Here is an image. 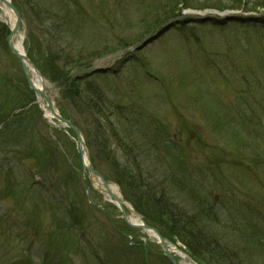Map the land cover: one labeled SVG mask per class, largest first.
<instances>
[{
	"label": "rangeland",
	"instance_id": "rangeland-1",
	"mask_svg": "<svg viewBox=\"0 0 264 264\" xmlns=\"http://www.w3.org/2000/svg\"><path fill=\"white\" fill-rule=\"evenodd\" d=\"M13 1L18 7L23 21L22 27L16 31V38L17 40L22 39L23 49L33 59L30 62L33 65L35 63L45 81L49 84L51 91L56 90L54 93L56 96L53 100L56 106H58V109L65 111L73 123L84 129L90 144L89 154L93 159V165L97 167L98 173L105 180L116 182L125 188L124 191L120 189V192L123 195L125 193L130 198L132 197L138 208L145 210L149 216L154 211L152 207L144 203V191L138 182L140 177L135 180L136 160L138 167H141L145 174L144 178L151 176L153 184L156 185L162 183L166 172H171L169 169L173 168L172 160L178 158L182 160L184 158L185 167L178 165L177 169L184 177H187L191 182L190 185L194 184L200 195L210 197L211 195H217L221 191L219 189L221 184L225 188L222 192H231L237 201L249 202L251 198L255 197L256 188L253 186V188H250V186L243 189L240 173L238 175L239 170L228 164L230 159L233 160L232 163L240 161L242 164L247 163L248 165L254 160H258L247 177L251 180V185L254 180L257 183L261 180L264 181V163H262L264 161V146H257L254 137L250 135L240 145L242 148L241 155H236L239 154L237 149L234 146L227 147L228 144L225 143L223 138L221 140L218 133L209 125L208 120L197 113L198 110L202 116L205 115L211 119L216 118L215 124L222 126L226 119V111L223 107L216 105L215 102H203L204 97L199 94L196 102H194L198 109L194 111V108L189 105L190 102L186 99L187 94L192 92V84L185 85L179 79H176V76L172 77L171 75L174 72L179 73L182 68L181 60L186 61L182 56L185 50H178L176 49L178 47L175 46L176 42L182 41L184 38L178 34L177 29L174 30L175 26L164 30L166 27L162 28V26L165 25L157 23L163 15L162 11H153V8L150 7L142 10L139 6L140 12L134 5L133 0H76L78 3L72 4V14L75 10L80 11V16H78L80 17V24H76L71 16H69L67 22L71 24L70 27L72 28L77 29L76 25H82V28L72 33L75 36L71 34L66 35V37H57V40L55 38L54 44L49 43L50 45L46 48L47 38L43 37L41 30L35 25V19L30 14L29 6L24 5L22 0L21 2ZM168 1L166 7L169 4H174L176 0ZM185 1L193 7L200 4L210 7L203 11L190 9L191 13L182 11V14H187L186 16L192 18L217 16L212 13L217 11L216 8L223 9L234 3V0ZM34 2L33 6L42 5L38 4L37 0H34ZM0 7H2L1 3ZM238 13L237 11L228 14L237 15ZM105 16L109 18L112 25H110V22L102 21ZM0 23H7L5 14L1 9ZM155 23L158 26L162 24V26L158 27L152 35L147 34L150 31V25ZM87 26H89V32L86 31L88 30ZM231 28V25L220 27L221 32L212 39L224 40L227 37L231 38L228 36ZM161 30L164 31L161 32ZM207 31L210 30H206L208 34ZM204 33L202 30H194V35L200 37V39H202ZM152 36H155V42L153 40L152 45L149 47L143 46L141 43L142 37L150 38ZM118 37L121 38L120 43H133L127 51L135 49L137 57L140 58V63L143 61L146 66L143 65V62L137 65L126 59L117 66L121 57L124 56L122 52L117 53L118 51H114L116 49L114 45L117 47L120 45L117 41ZM192 41H186V49L190 52L196 46L195 41ZM222 43L214 41L213 48L216 50V46H220ZM136 46L138 49L135 48ZM106 49L114 50L107 53ZM97 50L103 54L93 58ZM218 50L223 53L227 52L225 47H220ZM8 51L10 54L12 53L6 48L5 40L1 37L0 118H9L17 114L23 116L26 109L21 110L26 105L28 107L22 117L26 119V122L22 125L18 123L16 126L22 128L21 132L11 131L7 134L5 131L1 135H6L4 140L12 138L11 142L13 144L20 143V147L25 148L28 153L32 149L30 146H36L37 151L40 149L39 155L42 156V164L39 168L33 167L32 169L27 163L23 170L15 171L13 178L18 186L12 188V192L7 197L0 198V215L3 213L5 216H10L5 217L3 221L0 219V224L3 226L0 233H7L8 228H11L10 223L13 225L12 228H15L16 216L9 214L7 211L13 209V202L25 200L23 207L25 206L26 212L40 213L43 239L33 240V244L26 248L25 244H21L20 240L15 238H11V244L8 245L3 240L4 236L0 235V264H25L26 261L23 262L21 259H25L27 254L29 255L27 260L30 259L27 262L30 264H43V258L48 257L46 252L54 255V249L61 242H65L67 246V249L64 250L63 248L61 252L64 256L61 258L58 255L59 260L51 258V261L47 260L44 264H97L94 255L92 256L89 252H91V248L98 247L105 257V250L100 249V244H107L112 248L117 244L115 249L111 250L112 258H116L114 264H125L124 259L119 256V251L116 249L122 245L117 241L118 229L122 228L118 211L111 214V208H109L111 218H108L104 213L106 202L100 194L93 190L90 192L89 203L86 194L87 185L84 181L81 163L72 136L62 127L54 125L50 119H45L41 112L31 108L32 104H28L29 101L31 102V99L29 100L31 93H26L29 90L24 91L21 82L22 76L17 63L12 57L6 56L9 54ZM135 62L139 63L138 60ZM246 65L249 66V64ZM263 67L264 63L258 61L253 69L263 70ZM97 68L110 69L115 73L108 75L109 78L103 79L104 82L102 83L101 79L92 78L93 74H89L91 72L89 70ZM187 68L186 66L184 70H187ZM82 73L89 74L86 78L87 83L89 81L91 85H101L102 91L105 92L103 93L104 97L101 94L98 95V90L94 89L93 93H95L96 100L101 97L105 100V104L111 107L110 113L102 110L96 112L94 109L90 113L81 106L80 102L76 101V104H74L70 97L65 96L67 95L68 84L72 85V77L79 76ZM183 75H185L184 72L182 75L179 74L178 77L181 78ZM149 76L157 77V80L152 82ZM139 88L142 89V94L137 91ZM246 90L249 93H254V96L264 97V85H261V91H259L258 83L254 80L250 82ZM225 98L229 99L230 96L225 95ZM225 101L229 102V100ZM114 105H117V107H114ZM223 106L228 107L227 102ZM142 111L149 112L152 117L154 114H159L158 123L166 129L168 135L166 139H158L157 148L154 150L152 148L156 147L153 142L156 134H153L152 128L155 129L156 123L151 122L153 118H147ZM119 115L129 117V120L133 118L134 120L131 122L134 127L123 121ZM154 119L157 121L156 118ZM119 125L125 126V130L120 128ZM11 129L14 130L12 126L9 131ZM110 129L117 131L121 138H126L132 144L128 147L132 149L129 152L130 156L127 154V148H120L114 143L115 141L110 140L111 137L108 135ZM122 131H129L131 133L130 137L123 136L124 132L122 133ZM20 134L23 137L22 140H19ZM178 134L181 135L178 136ZM229 134L237 136V128ZM187 135L188 141L186 140ZM176 146L177 151H173L172 149ZM222 148L230 152L229 156L221 150ZM139 154H142L143 157L133 158V155ZM215 161L216 163L219 162L220 166L217 169H212L214 166L212 168L210 166L215 165ZM232 169L235 173H231ZM202 170L204 174L200 173ZM30 176H32L34 182L38 183V187L31 186L27 182ZM47 189H52L54 191V193L52 192L53 195L59 197L60 200H57L60 203L59 206L52 202V193H49ZM21 195L22 197H20ZM258 204L256 203V206ZM260 204L261 210L264 212V200H261ZM70 206L74 209L77 208L75 213L81 221V225L72 230L76 239L80 242L81 238L84 239L87 236L92 239L95 246L91 243L84 245L83 240L80 242L82 248H78L77 245H74L73 237L69 236L68 241V237L62 238V236H59L63 232L64 234L68 233L70 229H67L66 226L74 220V217L71 219L70 214L66 215ZM12 219L14 222H11ZM74 224L73 221L72 225ZM215 226L214 224V228ZM50 232H54L55 236H59L55 238L56 242L44 240L48 238ZM7 237H11V235L9 234ZM138 237L146 242L145 237L139 234ZM234 238L237 239L236 244L245 249L246 237H240L239 233H236ZM232 248L235 249V247ZM128 250L132 252L131 254L136 255L133 249L128 248ZM262 250V256H258V261L260 260L264 264V246ZM58 251H60V248ZM233 253L237 255V251H233Z\"/></svg>",
	"mask_w": 264,
	"mask_h": 264
},
{
	"label": "trees",
	"instance_id": "trees-1",
	"mask_svg": "<svg viewBox=\"0 0 264 264\" xmlns=\"http://www.w3.org/2000/svg\"><path fill=\"white\" fill-rule=\"evenodd\" d=\"M17 1L21 2V0H17ZM22 1H23L24 5L29 6L30 14L35 19V25H37V27L41 30L42 35H44L43 37L47 38L48 42H47V44H45L46 48H48V46L50 44H54V41L57 40V37H66V35H71L72 33L79 31V29L81 28V26H79V25H76V28L78 27L77 29L72 28V27H70L71 24H68V22H67L69 16H71L72 18H74V22L76 24H80V17H78V16H80V11L76 10L73 14H71L72 4H73L74 0H37V3L38 4L40 3L42 5H36V6H33V4L35 3L34 0H22ZM254 2H256V1H254ZM75 3L77 4L78 1L75 0ZM247 9L250 10L251 7L247 8ZM252 9H254V8H252ZM159 10L163 12V15L161 16V18L159 19V21L157 23L164 22L168 18L173 17L174 15H176L179 12L180 9H179L178 2H176V3L174 2V4L170 5L169 7H166V6L160 7ZM157 23H155L154 25L149 24L150 25L149 30L151 31ZM4 30L5 29H2L3 32H4ZM251 31L254 33L253 34L254 36L256 35V37L260 36V35L264 36V31H260V32H254L253 30H251ZM1 34H2V32L0 31V36H2ZM72 35H74V34H72ZM140 37H141V35L139 36V38ZM55 38H56V40H55ZM128 44L129 43H127V44L123 43L122 46H125ZM113 50L114 49H106L107 53H109ZM116 50H117V48L114 51H116ZM98 51L99 50H97V52L93 56V58H96V57L101 56L103 54L102 52H98ZM245 51H247V53H248L247 49L243 50V52H245ZM253 51H255L254 47H252V52ZM223 57L229 58V61L226 63V64H228V66L223 64V65H225L224 66V72H226V75H227V73L230 75L233 72H237L238 75L240 77H242V75H240L241 70H242V73L244 75H249L250 70H248L245 67V65H246L245 63L247 62L246 59H240V61H239L238 58L234 57V56H223ZM101 75L102 74H99L96 78L102 79ZM71 82H72V85L68 84L67 89H66L67 95H65V96L70 97V99L74 102V104H76V101H78L81 103V106L83 108H86L90 112L92 109H94L96 112H99V110H102L103 112L108 111L110 113L111 107L108 104L107 105L105 104V100H103V98H101V97L98 98L99 94H101L104 97V94L102 93V91L99 87L92 86L90 84L89 85L86 84L84 77H81L80 79H77V78L74 80L72 79ZM94 89L99 91L98 95H97L99 103H98V100H96L95 93H93ZM198 94L199 93L196 92L194 98L198 97ZM114 107H117V105H114ZM114 114H117V113H114ZM120 117L123 121H126L129 124H130V121H132L131 118L129 120V117H126V116H120ZM119 126H120V128H123V129L125 127L123 125H119ZM259 132L261 133L258 136L261 140L260 142L264 143V127H259ZM82 133L85 136L87 144L90 146V144L88 143V136L83 131V129H82ZM122 133H123V136H126V137L127 136L130 137V135H131V133H129V131H122ZM108 135L111 137L110 140L115 141L114 143L118 147L127 148V154H128V156H130L129 152H131L132 149H130L128 147L132 146V144L130 142H128L126 138H121L119 136V133L117 131H115L114 129H110ZM141 155L142 154L133 155V158L136 159V158L143 157ZM136 168L138 170L140 169L138 167L137 160H136ZM141 175H142V173H141ZM141 175H139V177ZM7 185L8 184H6L4 192L7 190ZM175 186L176 187L178 186L179 188H181V185L179 183L175 184ZM145 193L147 195L146 191H145ZM148 198L152 201L154 209L156 210V213H154V212L153 213L158 215V217H159L157 220L159 225H162L164 228H166L167 231L170 232L172 230L171 231L172 233L179 235V231L176 232L175 229H173L174 227H172V229H170V227L168 225L169 221H168L167 216H166L167 214H165V209L162 208V206H160L159 203H156L155 198H153L152 195L149 194ZM170 224H172V222H170Z\"/></svg>",
	"mask_w": 264,
	"mask_h": 264
},
{
	"label": "water",
	"instance_id": "water-1",
	"mask_svg": "<svg viewBox=\"0 0 264 264\" xmlns=\"http://www.w3.org/2000/svg\"><path fill=\"white\" fill-rule=\"evenodd\" d=\"M3 1V3L14 13V15H15V17H16V23H15V26H14V28L11 30V32H10V35L8 36V38H7V43H8V48H9V50L20 60V62H21V64H22V69H23V71H24V73H25V76H26V78L27 79H29V77H28V72H27V70H26V67L24 66V64H23V62H24V60L25 61H27L29 64H30V62L28 61V59L26 58V57H24L23 55H21L20 53H18V51H16V49H14V47L12 46V44H11V41H12V39H13V37H14V35H15V33H16V31H17V29H18V27H19V24H20V22H21V20H20V15H19V13H18V11L10 4V2L8 1V0H2ZM29 81V80H28ZM30 86L32 87V89H33V85L31 84V81H30ZM35 89V88H34ZM40 95L41 96H44L41 92H40ZM49 108L51 109V111H52V113L54 114V116L57 118V120H59L60 122H62V123H65L70 129H72V131L74 132V134H75V136H76V139H77V142H78V146H77V150H78V154L80 155V157H81V159H82V157H83V154L84 153H86L87 154V150H86V148H85V145H84V142H83V140H82V137H81V135L79 134V132H78V130L73 126V125H71L69 122H67V121H65V120H63L60 116H58L57 114H55L54 112H53V109H52V106H51V104L49 103ZM87 164L88 165H85L84 164V162H83V164H82V168H83V170H87L91 175H96V176H98V174L94 171V170H92V168H91V166H90V164H89V162H87ZM99 177V176H98ZM101 182H102V184H103V186L105 187V188H107V193L109 194V195H111L113 198H115V199H117L109 190H108V187H107V185H106V183L101 179ZM156 232V231H155Z\"/></svg>",
	"mask_w": 264,
	"mask_h": 264
},
{
	"label": "bare ground",
	"instance_id": "bare-ground-1",
	"mask_svg": "<svg viewBox=\"0 0 264 264\" xmlns=\"http://www.w3.org/2000/svg\"><path fill=\"white\" fill-rule=\"evenodd\" d=\"M3 9V12L5 14V19H6V22L8 23V25L11 27L13 26V23H14V20L11 16V14L7 11V9L5 7L2 6ZM14 49H17L18 51H21L22 50V47H21V40L20 38L18 40L15 41V46H14ZM40 83V80L38 81ZM37 83L38 86H41V84ZM42 84L44 85L45 83L42 82ZM45 86V85H44ZM113 189H115V187H112ZM178 191H180V188H178Z\"/></svg>",
	"mask_w": 264,
	"mask_h": 264
}]
</instances>
